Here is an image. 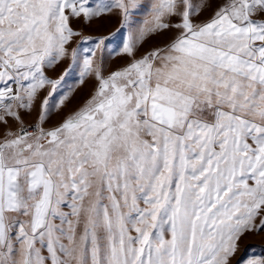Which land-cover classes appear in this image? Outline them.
Returning a JSON list of instances; mask_svg holds the SVG:
<instances>
[{"label":"snow or ice","instance_id":"1","mask_svg":"<svg viewBox=\"0 0 264 264\" xmlns=\"http://www.w3.org/2000/svg\"><path fill=\"white\" fill-rule=\"evenodd\" d=\"M117 14L109 69L110 37L72 23ZM250 232L264 0H0V264H264L237 259Z\"/></svg>","mask_w":264,"mask_h":264},{"label":"rangeland","instance_id":"2","mask_svg":"<svg viewBox=\"0 0 264 264\" xmlns=\"http://www.w3.org/2000/svg\"><path fill=\"white\" fill-rule=\"evenodd\" d=\"M95 2V0H93ZM216 4L213 3V7H215ZM211 14V10L205 12L199 19L205 20L207 19ZM143 15L137 16V20L143 19ZM72 27L76 30H79L83 33L84 37H90L93 40L97 37H110V40L106 42L107 47L105 50V57L109 60L108 67L109 69L116 68L117 66L125 63L126 61L123 59L110 57L109 54L112 52V49L117 48L124 39V31L121 30L117 32V29L120 28V18L119 15H112V16H106L102 20H97L92 22L91 24H85L83 21H74L72 23ZM115 33V35H113ZM173 33L169 32L166 37L160 38V37H154L146 41L143 45V47L140 48L139 54H142L146 50L157 46L163 42H166L167 37L172 36ZM86 46H91L86 45ZM73 47H75V44H73ZM67 61L61 63L58 67L55 68V70H49L48 75L55 77L57 76L66 66ZM75 76H73V79ZM71 82V81H70ZM91 90V84L89 83L88 86L83 88L80 92L77 93V96L75 100L73 101L72 105L69 106V109H66V111L71 110L72 108L76 107L78 104L82 103L85 98H87L89 92ZM24 119L26 122L31 123L34 119V114L29 116L25 115ZM57 118H54L53 120L49 121V126L54 124L56 122ZM240 248L241 253H238L237 259H239V256L241 254H247L249 256L255 255L257 257L264 256V232H250L247 234L243 240L240 242ZM233 264H235V261H233Z\"/></svg>","mask_w":264,"mask_h":264},{"label":"built area","instance_id":"3","mask_svg":"<svg viewBox=\"0 0 264 264\" xmlns=\"http://www.w3.org/2000/svg\"><path fill=\"white\" fill-rule=\"evenodd\" d=\"M26 123H28V122H26Z\"/></svg>","mask_w":264,"mask_h":264}]
</instances>
